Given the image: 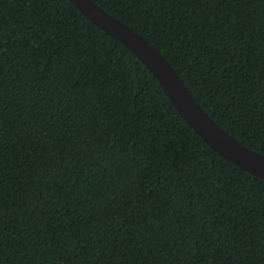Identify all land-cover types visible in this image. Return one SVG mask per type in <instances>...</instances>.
I'll return each mask as SVG.
<instances>
[{"label":"trees","instance_id":"obj_1","mask_svg":"<svg viewBox=\"0 0 264 264\" xmlns=\"http://www.w3.org/2000/svg\"><path fill=\"white\" fill-rule=\"evenodd\" d=\"M92 1L264 155V0ZM0 264H264V179L69 0H0Z\"/></svg>","mask_w":264,"mask_h":264},{"label":"water","instance_id":"obj_2","mask_svg":"<svg viewBox=\"0 0 264 264\" xmlns=\"http://www.w3.org/2000/svg\"><path fill=\"white\" fill-rule=\"evenodd\" d=\"M69 2L94 26L124 46L150 71L178 115L212 151L236 167L264 179V155L247 148L214 122L154 46L94 1Z\"/></svg>","mask_w":264,"mask_h":264}]
</instances>
